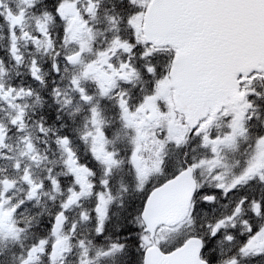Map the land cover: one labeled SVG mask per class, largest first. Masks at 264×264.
Listing matches in <instances>:
<instances>
[{"label": "snow or ice", "instance_id": "1", "mask_svg": "<svg viewBox=\"0 0 264 264\" xmlns=\"http://www.w3.org/2000/svg\"><path fill=\"white\" fill-rule=\"evenodd\" d=\"M0 264H264V0H0Z\"/></svg>", "mask_w": 264, "mask_h": 264}]
</instances>
